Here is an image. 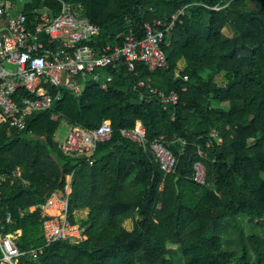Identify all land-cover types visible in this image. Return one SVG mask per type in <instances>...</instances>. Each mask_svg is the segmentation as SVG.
I'll return each instance as SVG.
<instances>
[{
  "label": "trees",
  "instance_id": "16d2710c",
  "mask_svg": "<svg viewBox=\"0 0 264 264\" xmlns=\"http://www.w3.org/2000/svg\"><path fill=\"white\" fill-rule=\"evenodd\" d=\"M70 1L83 3L101 26L90 43L102 45L122 44L128 33L143 38L145 23L187 7L163 43L169 69L150 72L140 62L136 73L102 68L100 80H87L79 93L61 87V97L30 114L26 128L0 126V172L21 170L3 183L0 207L1 217L12 212L7 230H21V263L264 264V235L227 234L239 215L264 227V0L256 8L246 0ZM34 8L58 11L60 1L29 0L24 10L32 23ZM221 72L225 83L215 77ZM108 74L114 78L103 88ZM148 76L176 90L178 102L164 107L139 86ZM104 119L111 120L112 137L90 158L63 153L56 139L62 122L95 128ZM138 120L145 142L122 133ZM154 140L177 157L174 172L161 168ZM68 176L69 218L87 237L46 244L41 204L65 188ZM233 240L237 246L227 248Z\"/></svg>",
  "mask_w": 264,
  "mask_h": 264
},
{
  "label": "built area",
  "instance_id": "2783aa9c",
  "mask_svg": "<svg viewBox=\"0 0 264 264\" xmlns=\"http://www.w3.org/2000/svg\"><path fill=\"white\" fill-rule=\"evenodd\" d=\"M28 1L25 0L22 9L18 10L16 0H0V126L8 124L19 130L26 128L30 114L52 107L61 97V87L79 93L87 80H100L102 68L121 70L126 67L128 71L136 73V64L140 62L150 72L169 69L163 43L185 15L187 7L145 23L146 34L143 38L128 33L122 44L102 45L90 43L99 36L101 26L86 15L83 3L59 0L58 11L34 8L36 16L32 23L24 10ZM221 6L212 7L220 9ZM179 74L178 70L174 72L175 77ZM113 78V74H108L101 81V87L105 88ZM187 78L188 75H184V79ZM140 85H146L148 93L158 97L164 107L179 100L176 90L166 91L153 85L151 76L146 81L140 80ZM112 133L110 119H104L95 128L70 125V131L65 139L59 141V147L67 156L90 158L98 143L109 140ZM122 133L134 141L146 140V130L140 120L135 127L122 129ZM150 148L166 173L175 171L177 157L162 141L154 140ZM199 152L206 153L203 149ZM20 175V168L10 173L0 172V207H5L3 183ZM68 177L65 188L53 192L41 204L46 244L61 238L80 242L87 237L85 227L69 218L72 187L71 176ZM11 221L12 212L6 209L5 215L0 216V264H22L20 258L26 253L18 245L20 230H7ZM37 251L30 250L32 254Z\"/></svg>",
  "mask_w": 264,
  "mask_h": 264
},
{
  "label": "rangeland",
  "instance_id": "374dc122",
  "mask_svg": "<svg viewBox=\"0 0 264 264\" xmlns=\"http://www.w3.org/2000/svg\"><path fill=\"white\" fill-rule=\"evenodd\" d=\"M25 0H16L17 3V9L21 10L22 6L24 4ZM258 5L257 0H246V6L250 8H256ZM224 32L227 34H231V31L227 28L224 29ZM215 77H217V80L225 83L227 81L225 73L221 72L218 73ZM70 131V126L67 122H62L60 127L58 128V131L56 133V139L59 141H62L65 139ZM221 141V139H220ZM197 177L200 180L204 179L205 176V167L204 164L201 162H197ZM69 178V177H68ZM252 231H256L261 235H264V227L262 225H258L255 223H251L248 220V217L244 215H239L238 220L235 221L233 224L228 226V233L233 232L235 235V238L239 235L240 232L243 233L244 236H247L252 233ZM237 241L233 240L229 243H225V246L227 248L231 247L234 248L237 246L236 244Z\"/></svg>",
  "mask_w": 264,
  "mask_h": 264
},
{
  "label": "water",
  "instance_id": "95a60500",
  "mask_svg": "<svg viewBox=\"0 0 264 264\" xmlns=\"http://www.w3.org/2000/svg\"><path fill=\"white\" fill-rule=\"evenodd\" d=\"M85 87V84H83V88ZM178 179V176H176V178H175V180H177Z\"/></svg>",
  "mask_w": 264,
  "mask_h": 264
},
{
  "label": "crops",
  "instance_id": "0c3cea01",
  "mask_svg": "<svg viewBox=\"0 0 264 264\" xmlns=\"http://www.w3.org/2000/svg\"><path fill=\"white\" fill-rule=\"evenodd\" d=\"M216 79H217V77H216ZM70 126V125H69ZM20 232H21V230H20Z\"/></svg>",
  "mask_w": 264,
  "mask_h": 264
}]
</instances>
